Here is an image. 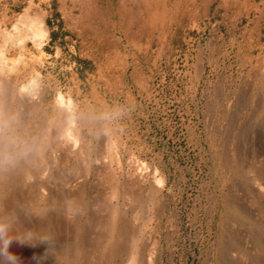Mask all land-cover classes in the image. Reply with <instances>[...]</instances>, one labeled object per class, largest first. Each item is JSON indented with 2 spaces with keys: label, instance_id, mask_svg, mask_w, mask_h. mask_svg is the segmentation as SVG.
<instances>
[{
  "label": "rangeland",
  "instance_id": "rangeland-1",
  "mask_svg": "<svg viewBox=\"0 0 264 264\" xmlns=\"http://www.w3.org/2000/svg\"><path fill=\"white\" fill-rule=\"evenodd\" d=\"M0 32L43 91L26 161L41 173L22 180L13 204L3 199L0 218L49 240L14 241L17 264L73 258L55 229L42 234L19 215L57 207L53 217L87 229L90 251L113 205L129 208L122 218L145 264H264V0H0ZM58 92L90 127L52 182L37 154L66 150L54 137ZM50 188L83 200L56 205Z\"/></svg>",
  "mask_w": 264,
  "mask_h": 264
},
{
  "label": "bare ground",
  "instance_id": "bare-ground-1",
  "mask_svg": "<svg viewBox=\"0 0 264 264\" xmlns=\"http://www.w3.org/2000/svg\"><path fill=\"white\" fill-rule=\"evenodd\" d=\"M46 35L47 31L44 27L32 29V38L37 45H40L43 42V38L46 37ZM0 36L3 41H7L9 38L7 32H0ZM9 50L4 44H0V210L3 208V199L6 201L10 199L12 204L14 203V201H12V198L15 200L13 196L15 194L14 191L19 187V184L23 185L26 183L24 181L25 178L31 177L32 179L33 176L35 179L36 173H41L40 171H37L33 174H30L34 167L32 168L28 164L26 165V161L29 159V157H31V153L34 150V147L37 145V139L38 141L40 140V138L36 136V132L39 130L40 123L37 119L41 117L40 106L43 104L42 78L40 72L37 70H26L21 67L18 68L16 63L20 57V54L17 58H15L16 56L9 55L11 54L9 53ZM9 71L13 73L12 76L7 75ZM54 103L58 109L57 110L55 108L58 112H56V115L61 114V127L59 131L53 135L55 138H62L61 140H63L65 143L66 150L61 152L59 149H57L58 147L56 148L55 143L52 145L53 148H51L49 156H43L42 153L37 154L42 157L43 165L45 167L44 170L48 171V178L51 179L52 182L57 178V159L63 163V161H66V154L74 155L77 152L76 145L80 133L84 127H90L88 126L90 123V118H87V115L84 116L80 113L77 114L75 109L72 108V102L70 98L69 100L65 101L63 100L62 94L58 92ZM39 170L41 169L39 168ZM42 184H39L38 182L40 189L47 187ZM56 189H49V194H51V197H53L55 202L57 201L56 203L54 202L56 205H58L59 202L64 204L69 203L72 201V199L75 200L78 196L68 194L64 190L56 191ZM30 193L31 192H29V194ZM40 194H42V192ZM77 199L79 200L78 202H80L81 198L79 199L77 197ZM20 200H22V197ZM118 206L113 205L112 207L108 208L109 210L106 217L99 220L102 230H100V232L96 235V244H92L94 247L90 251L84 247L85 245L83 240L86 236H88L87 229H82L84 227L76 226L80 225V221L76 220L72 222V225L67 222L68 224L66 223L67 225H65L61 220V216L60 219H58L56 215L53 217V211L57 207L55 208L53 206H48L49 208L43 207L42 210H39L38 208L39 211H37L38 213H35L36 216L33 214L35 218L28 220V218L25 216L20 217L23 215L22 214L19 215V219L23 224L36 227L42 234L47 235L48 233H53L55 229L57 236L61 237L62 245H64L65 249L68 248L66 252L68 253L69 250L72 252L71 254L73 258L71 259V264H87V258L90 255H94V258L97 259L95 262L96 264H145L144 248L141 246L139 251L138 238L135 237V235H132L130 230L131 228L128 227L126 220H124L125 217L122 218L123 215L129 211V208H120ZM75 222L79 223L73 224ZM97 222L98 221H96V223ZM80 240L81 243L79 244L81 245L75 247V243L78 244ZM130 240L133 242V257L131 256L127 262L122 263L123 261L120 260L122 259L120 258L121 254L128 252L126 245L129 244L128 241ZM38 251L39 250H37L36 253H39ZM58 253L59 252H57V254Z\"/></svg>",
  "mask_w": 264,
  "mask_h": 264
},
{
  "label": "clouds",
  "instance_id": "clouds-1",
  "mask_svg": "<svg viewBox=\"0 0 264 264\" xmlns=\"http://www.w3.org/2000/svg\"><path fill=\"white\" fill-rule=\"evenodd\" d=\"M34 239L42 243L49 240L47 237L31 231L23 234H14L12 223L5 218H0V257H3L8 264H17V257L8 251L14 241L24 244L31 243Z\"/></svg>",
  "mask_w": 264,
  "mask_h": 264
}]
</instances>
